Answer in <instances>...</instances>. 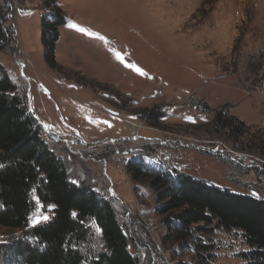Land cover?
Masks as SVG:
<instances>
[{
	"label": "rangeland",
	"instance_id": "obj_1",
	"mask_svg": "<svg viewBox=\"0 0 264 264\" xmlns=\"http://www.w3.org/2000/svg\"><path fill=\"white\" fill-rule=\"evenodd\" d=\"M5 1L13 40L0 65L72 180L111 200L140 264L194 261L191 248L163 246L156 192L133 180L131 160L264 199V0H58L65 23L56 66L42 40L43 21L56 12L45 0ZM221 112L263 142L236 143L215 127ZM153 145L154 158L145 149ZM42 205L28 227L52 218L54 204ZM21 232L0 226V242ZM218 237V264H246L239 233Z\"/></svg>",
	"mask_w": 264,
	"mask_h": 264
},
{
	"label": "trees",
	"instance_id": "obj_2",
	"mask_svg": "<svg viewBox=\"0 0 264 264\" xmlns=\"http://www.w3.org/2000/svg\"><path fill=\"white\" fill-rule=\"evenodd\" d=\"M45 5L56 15L43 21L44 55L56 66V42L65 19L58 0H45ZM8 11L6 1L0 0V51L13 40ZM224 117L222 112L217 115L215 127L226 129L229 136L234 133L236 143L243 140L256 147L263 142L262 134L248 136L245 122ZM157 147L146 146L147 155L154 158ZM127 168L134 181L146 182L156 192L155 213L166 228L162 244L167 250L191 248L194 264H218L219 232L235 231L248 245L240 252L246 264H264L263 198L233 192L167 165L156 168L131 160ZM35 197L43 208L53 203L54 213L48 222L28 227L38 204ZM0 226L22 229L20 235L0 242V264L141 262L130 248L127 224L111 200L72 180L66 161L44 138L26 96L1 65ZM96 230L100 247L94 246Z\"/></svg>",
	"mask_w": 264,
	"mask_h": 264
},
{
	"label": "water",
	"instance_id": "obj_3",
	"mask_svg": "<svg viewBox=\"0 0 264 264\" xmlns=\"http://www.w3.org/2000/svg\"><path fill=\"white\" fill-rule=\"evenodd\" d=\"M19 63L21 65V68L24 69V67H25L24 61L23 60H19Z\"/></svg>",
	"mask_w": 264,
	"mask_h": 264
},
{
	"label": "snow or ice",
	"instance_id": "obj_4",
	"mask_svg": "<svg viewBox=\"0 0 264 264\" xmlns=\"http://www.w3.org/2000/svg\"><path fill=\"white\" fill-rule=\"evenodd\" d=\"M44 219H47V217H44Z\"/></svg>",
	"mask_w": 264,
	"mask_h": 264
}]
</instances>
